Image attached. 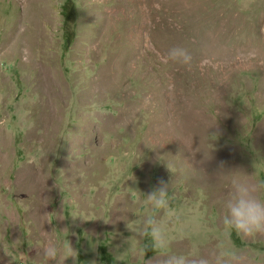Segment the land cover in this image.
I'll use <instances>...</instances> for the list:
<instances>
[{
    "label": "rangeland",
    "instance_id": "374dc122",
    "mask_svg": "<svg viewBox=\"0 0 264 264\" xmlns=\"http://www.w3.org/2000/svg\"><path fill=\"white\" fill-rule=\"evenodd\" d=\"M234 178L264 183V0H0V264H160L126 225L161 181L168 251L211 254Z\"/></svg>",
    "mask_w": 264,
    "mask_h": 264
},
{
    "label": "clouds",
    "instance_id": "9594fccd",
    "mask_svg": "<svg viewBox=\"0 0 264 264\" xmlns=\"http://www.w3.org/2000/svg\"><path fill=\"white\" fill-rule=\"evenodd\" d=\"M165 61H171L182 67H191L192 55L184 47L175 46L168 50ZM168 167V166H167ZM168 169L172 171L169 167ZM264 192V183L249 184L237 178L232 179L230 190L224 201L222 216V237L214 252L208 255L200 253V246L192 244L187 253H171L170 238L166 225L174 220L176 211L170 206L168 184L160 182L159 187L146 195L144 201L146 210L134 221L126 225L129 231L142 235L147 243L140 249L142 255L148 251L162 257L160 264H237L239 257L234 249L225 246L224 240L230 239L233 232L241 238H255L264 235V199L257 193ZM129 251L135 255L137 241L135 235L129 240ZM47 260L57 258V248L54 245L43 249Z\"/></svg>",
    "mask_w": 264,
    "mask_h": 264
},
{
    "label": "bare ground",
    "instance_id": "6f19581e",
    "mask_svg": "<svg viewBox=\"0 0 264 264\" xmlns=\"http://www.w3.org/2000/svg\"><path fill=\"white\" fill-rule=\"evenodd\" d=\"M175 22V21H174Z\"/></svg>",
    "mask_w": 264,
    "mask_h": 264
}]
</instances>
